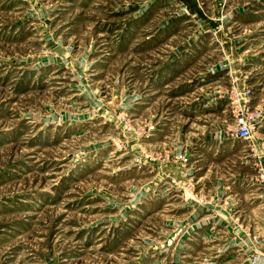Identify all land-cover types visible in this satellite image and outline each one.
<instances>
[{
    "label": "rangeland",
    "instance_id": "374dc122",
    "mask_svg": "<svg viewBox=\"0 0 264 264\" xmlns=\"http://www.w3.org/2000/svg\"><path fill=\"white\" fill-rule=\"evenodd\" d=\"M0 264H264V0H0Z\"/></svg>",
    "mask_w": 264,
    "mask_h": 264
},
{
    "label": "built area",
    "instance_id": "2783aa9c",
    "mask_svg": "<svg viewBox=\"0 0 264 264\" xmlns=\"http://www.w3.org/2000/svg\"><path fill=\"white\" fill-rule=\"evenodd\" d=\"M235 133L242 138H248L250 135V127L248 124L240 121L235 128Z\"/></svg>",
    "mask_w": 264,
    "mask_h": 264
}]
</instances>
